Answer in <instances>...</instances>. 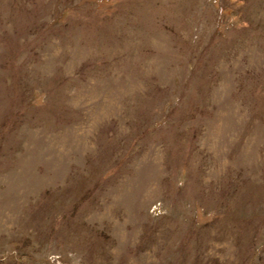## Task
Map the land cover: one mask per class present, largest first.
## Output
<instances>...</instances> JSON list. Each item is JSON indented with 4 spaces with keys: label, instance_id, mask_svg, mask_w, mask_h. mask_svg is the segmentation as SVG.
Wrapping results in <instances>:
<instances>
[{
    "label": "rangeland",
    "instance_id": "obj_1",
    "mask_svg": "<svg viewBox=\"0 0 264 264\" xmlns=\"http://www.w3.org/2000/svg\"><path fill=\"white\" fill-rule=\"evenodd\" d=\"M0 264H264V0H0Z\"/></svg>",
    "mask_w": 264,
    "mask_h": 264
}]
</instances>
